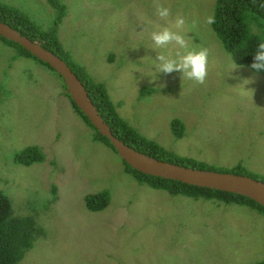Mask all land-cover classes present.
Listing matches in <instances>:
<instances>
[{
	"label": "rangeland",
	"instance_id": "rangeland-1",
	"mask_svg": "<svg viewBox=\"0 0 264 264\" xmlns=\"http://www.w3.org/2000/svg\"><path fill=\"white\" fill-rule=\"evenodd\" d=\"M0 1L40 30L54 25L57 10L48 0ZM58 1L65 9L56 30L60 44L104 85L130 126L207 167L231 170L240 164L249 174L264 176V73L235 64L205 22L215 0ZM157 3L170 9L167 19L157 15ZM177 16L185 20L179 31L187 47H157L151 34L163 27L177 31ZM200 49L208 51L203 84L176 71L157 72L158 54L175 57ZM16 52L0 39V190L14 215L33 217L44 232L17 264L264 260V215L244 204L139 184L120 156L95 140V129L64 94L63 79ZM173 118L183 124L180 136L170 128ZM28 145L37 146L44 159L15 163L14 154ZM99 190L109 191V203L90 211L84 196Z\"/></svg>",
	"mask_w": 264,
	"mask_h": 264
},
{
	"label": "trees",
	"instance_id": "trees-1",
	"mask_svg": "<svg viewBox=\"0 0 264 264\" xmlns=\"http://www.w3.org/2000/svg\"><path fill=\"white\" fill-rule=\"evenodd\" d=\"M48 2L57 10L54 25L50 30L36 28L30 19L20 13L17 8L1 1L0 20L8 23L29 38L41 42L44 47L58 54L86 86L94 105L110 126L112 132L124 142L158 159L195 168L214 169L207 167L203 162L194 158L182 157L174 151L166 150L156 141L143 136L118 115L104 85L101 82L93 80L85 68L63 49L56 35V30L58 23L64 16L65 9L63 4L58 0H48ZM212 16L215 17V23L210 26L219 38L225 51L231 55L235 64L250 67L258 41L264 40V0H215ZM252 24H254L256 31H253ZM0 39L4 43L17 48L16 55L32 57L55 71L48 63L39 60L19 43L1 35ZM257 72L264 73V70ZM58 75L62 78L60 74ZM64 86V94L70 100L73 109L81 116L83 121L95 129V140L109 145L116 152L109 139L99 133L87 116L73 102L65 83ZM144 89L146 87H143L141 91L146 93L147 91H143ZM170 128L176 136L182 135V130L184 129L183 124L177 118L171 119ZM43 159L44 154L34 145H28L14 154V162L21 165H30ZM122 161L125 171L130 173L139 184H146L155 189L165 190L171 195H183L193 198L201 197L203 199H216L225 203L244 204L264 215V206L247 196L146 174L131 167L123 159ZM214 170L244 174L264 181V176L251 175L240 164L234 166L231 170ZM109 200L110 193L108 190H99L87 193L84 196L85 207L90 211L104 209L108 205ZM42 235H44L43 229L40 225L36 224L33 217L13 214L9 197L0 190V264H17L26 251L33 247L35 240ZM257 264H264V260Z\"/></svg>",
	"mask_w": 264,
	"mask_h": 264
},
{
	"label": "water",
	"instance_id": "water-1",
	"mask_svg": "<svg viewBox=\"0 0 264 264\" xmlns=\"http://www.w3.org/2000/svg\"><path fill=\"white\" fill-rule=\"evenodd\" d=\"M0 35L19 43L39 60L48 63L62 76L73 102L99 133L109 139L120 158L131 167L146 174L241 194L264 206V181L262 180L244 174L195 168L158 159L130 146L112 132L94 105L86 86L58 54L2 20H0Z\"/></svg>",
	"mask_w": 264,
	"mask_h": 264
},
{
	"label": "clouds",
	"instance_id": "clouds-1",
	"mask_svg": "<svg viewBox=\"0 0 264 264\" xmlns=\"http://www.w3.org/2000/svg\"><path fill=\"white\" fill-rule=\"evenodd\" d=\"M157 15L161 19H167L170 16V9L161 6L157 3ZM205 22L209 25L215 23V17L209 15L205 18ZM185 20L182 16H177L173 27L177 31H173L169 27H163L159 31L153 32L151 38L157 47H165L169 44L175 43L181 49L187 47V42L184 35L179 30L183 29ZM156 61L157 72L164 74H171L176 71L183 75V77L193 80L199 84H203L208 74V51L207 49L189 50L183 54L177 53L175 57L158 54ZM236 65L233 64L235 68ZM250 67L254 70H264V40H259L256 49L253 53V62ZM248 82V81H247ZM246 82V83H247Z\"/></svg>",
	"mask_w": 264,
	"mask_h": 264
},
{
	"label": "crops",
	"instance_id": "crops-1",
	"mask_svg": "<svg viewBox=\"0 0 264 264\" xmlns=\"http://www.w3.org/2000/svg\"><path fill=\"white\" fill-rule=\"evenodd\" d=\"M247 67V66H246ZM257 72V71H256Z\"/></svg>",
	"mask_w": 264,
	"mask_h": 264
}]
</instances>
